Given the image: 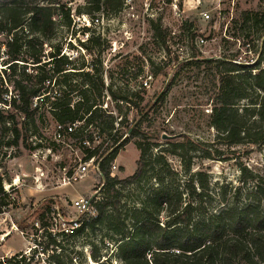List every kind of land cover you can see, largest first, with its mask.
I'll use <instances>...</instances> for the list:
<instances>
[{
    "label": "rangeland",
    "instance_id": "obj_1",
    "mask_svg": "<svg viewBox=\"0 0 264 264\" xmlns=\"http://www.w3.org/2000/svg\"><path fill=\"white\" fill-rule=\"evenodd\" d=\"M63 1L70 7L71 22L55 17L51 44L72 58L76 67L85 65L87 70L93 66L113 92H136L129 96L134 102L130 104L114 100L108 90L99 97L106 112L126 120L120 126L121 139L135 124L142 132L120 148L112 162L113 175L133 174L139 157L137 143L155 142L145 174L123 189L126 206L121 212H129L147 195L165 188L180 193L182 203L191 201L195 218L202 207L214 212L234 199H244L248 188L241 185V168L264 176V145H228L217 138L209 118L217 84L213 66L225 58L247 65L255 62L263 33L255 13H264V0H123L113 13L89 14L85 13L88 0ZM91 17L98 20L91 21ZM156 19L165 29L163 38H154L151 20ZM206 59L209 64L203 62ZM263 95L262 90L256 101H264ZM247 102L242 100V104ZM35 124L40 146L31 135V147L0 149V153L7 152L0 162V176L9 202L0 212V264H16L5 258L20 254L26 257L22 264H54L49 258L54 245L41 253L49 231L59 244L55 250H60L62 264H94L89 255L92 244L101 259L107 258L115 246L106 229L98 227L78 236H72L69 229L84 215L72 201L100 194V171L92 159L84 161L79 137L65 134L58 139L56 122L50 118L36 119ZM89 133L95 136L89 145L97 144L98 128L88 126L83 134ZM175 143L183 146L174 148ZM158 153L163 156L160 162L154 160ZM83 162L88 164L87 171L72 180ZM191 179L192 190L187 185ZM198 192H204L201 202ZM39 212L48 214L47 231L37 221ZM166 214L164 210L160 217ZM62 229L65 234L53 235ZM109 260L120 264L113 256Z\"/></svg>",
    "mask_w": 264,
    "mask_h": 264
},
{
    "label": "trees",
    "instance_id": "obj_2",
    "mask_svg": "<svg viewBox=\"0 0 264 264\" xmlns=\"http://www.w3.org/2000/svg\"><path fill=\"white\" fill-rule=\"evenodd\" d=\"M122 4L123 0H88L85 13H113ZM70 13L63 0H0V149L33 146L29 142L31 135L36 140L39 137L36 119L50 118L61 125L78 122L68 135L81 139L83 159L93 160L101 173L102 186L100 194L91 199L94 214H84L77 220V226L69 228L70 233L78 236L103 227L115 246L107 258L101 259L98 247L92 244L89 255L94 264H115L109 260L110 256L120 264H264V176L246 166L241 168L240 177L241 185L248 188L245 198L234 199L214 212L202 207L195 218L193 203H182L180 193H170L166 188L147 195L140 206L129 212H121L126 206L123 189L139 182L145 174L155 142L137 143L139 157L133 174L125 178L111 175L112 162L120 148L142 132L135 124L127 128L128 136L121 139L124 133L120 126L126 120H118L106 112L99 97L108 90L114 100L130 104L134 102L129 96L136 92L130 91L129 95L113 92L93 66L87 70L85 65L76 67L72 58L51 44L56 31L55 17L60 15L69 24ZM255 17L263 30L255 62L247 65L225 58L213 66L217 84L210 125L216 129L217 138L228 145L243 142L264 145V101L255 99L264 91V13H255ZM94 18L97 17H91V21ZM151 27L154 38H163L165 29L159 19L151 20ZM93 40L94 37L89 39ZM203 62L209 64L210 60ZM74 76L82 78L75 80ZM242 100L248 102L242 104ZM88 126L98 128L97 144L89 145L95 136L83 134ZM35 145L40 146V140ZM6 155V151L0 153V162ZM161 155L158 153L154 160L162 161ZM192 181L187 182L191 190ZM203 193H196L199 202ZM6 196L0 176V212L9 205ZM164 210L167 214L162 219L160 214ZM47 216V212H39L37 216L45 231L49 227ZM57 234H65L64 229L53 233ZM47 235L48 243L41 253L54 245L49 258L54 264H62L60 250H55L58 242L51 231ZM25 258L20 254L5 261L22 264Z\"/></svg>",
    "mask_w": 264,
    "mask_h": 264
},
{
    "label": "built area",
    "instance_id": "obj_3",
    "mask_svg": "<svg viewBox=\"0 0 264 264\" xmlns=\"http://www.w3.org/2000/svg\"><path fill=\"white\" fill-rule=\"evenodd\" d=\"M205 17H208L207 13H204ZM97 18H94V21H97ZM200 42H204L205 40L203 38H200L199 40ZM261 44V43H260ZM144 85L147 86L148 82L147 79L144 80ZM36 99L37 97L34 98V105L36 104ZM78 122H72L70 124L67 125H61V124H57L55 125V137H57L58 139H60L62 136H64L65 134H69L70 132H72L75 127L77 126ZM87 162H83L80 163L76 169V173L74 172L71 175V179L72 180H77L78 176L83 175L86 171H87ZM114 168L115 166L112 164L111 166V175L114 174ZM93 197V196H92ZM92 197H80L73 202V205L82 213V214H94V207L91 203V199ZM78 223L75 222V226H77Z\"/></svg>",
    "mask_w": 264,
    "mask_h": 264
},
{
    "label": "water",
    "instance_id": "obj_4",
    "mask_svg": "<svg viewBox=\"0 0 264 264\" xmlns=\"http://www.w3.org/2000/svg\"><path fill=\"white\" fill-rule=\"evenodd\" d=\"M163 137H165V135Z\"/></svg>",
    "mask_w": 264,
    "mask_h": 264
},
{
    "label": "bare ground",
    "instance_id": "obj_5",
    "mask_svg": "<svg viewBox=\"0 0 264 264\" xmlns=\"http://www.w3.org/2000/svg\"><path fill=\"white\" fill-rule=\"evenodd\" d=\"M17 180V179H16ZM7 235V234H6Z\"/></svg>",
    "mask_w": 264,
    "mask_h": 264
}]
</instances>
